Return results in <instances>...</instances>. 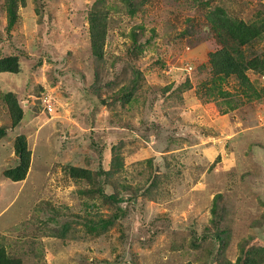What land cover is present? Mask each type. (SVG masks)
Segmentation results:
<instances>
[{"label":"rangeland","instance_id":"374dc122","mask_svg":"<svg viewBox=\"0 0 264 264\" xmlns=\"http://www.w3.org/2000/svg\"><path fill=\"white\" fill-rule=\"evenodd\" d=\"M97 1L0 0V58L20 63L0 71V250L21 264H264V32L231 48L241 82L215 73L207 17L258 19L264 0H132L134 14ZM18 135L30 167L16 181Z\"/></svg>","mask_w":264,"mask_h":264},{"label":"trees","instance_id":"16d2710c","mask_svg":"<svg viewBox=\"0 0 264 264\" xmlns=\"http://www.w3.org/2000/svg\"><path fill=\"white\" fill-rule=\"evenodd\" d=\"M201 4L206 0H194ZM100 2L97 1V3ZM127 10L129 13H136V1L126 0ZM208 20L213 29L217 31V36L223 42V47L210 53V61L212 63L215 73L223 74L227 77L235 76L241 82L250 83L241 63L237 60L236 55L231 50L232 47L244 45L258 37L264 32V16L258 19L244 20L232 17L228 11L222 7H213L208 10ZM207 11V12H208ZM107 16L108 7L95 6L90 13L91 38L93 43L94 54L100 55L103 48L104 37L107 31ZM253 68H258L256 57L250 61ZM20 68L19 58L17 56H6L0 58V71L17 72ZM9 97V105L11 113L15 115V122H19L22 118L23 111L18 106V102L14 97L13 92L7 94ZM15 150L19 156V164L5 170V175L12 180L24 179L30 167V153L27 149V143L23 135H18L15 143ZM71 173L77 178L92 179V173L88 169L72 166ZM107 198H112L108 195ZM260 260H246L244 264H262ZM0 264H21L16 258L9 257L0 250Z\"/></svg>","mask_w":264,"mask_h":264}]
</instances>
